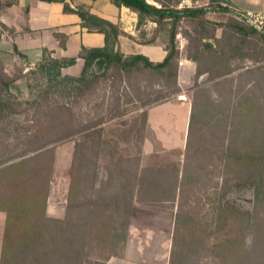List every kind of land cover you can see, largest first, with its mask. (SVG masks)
<instances>
[{
	"label": "trees",
	"instance_id": "obj_1",
	"mask_svg": "<svg viewBox=\"0 0 264 264\" xmlns=\"http://www.w3.org/2000/svg\"><path fill=\"white\" fill-rule=\"evenodd\" d=\"M46 1L64 3V11L79 15L82 27L105 35V46L81 48L78 57L84 60V66L80 77L62 74V69L75 65L77 58H55L45 51L40 69L53 84L50 91L41 94L37 106L60 87L70 93L77 91L76 85L85 81L94 64L116 68L127 76L133 73L158 78L163 86L168 83L178 93L179 63L186 58L197 65V70L185 161L182 170L177 165L173 168L180 181L175 179L161 190L157 189V180H152L157 177L153 170L147 171L148 181L140 177V157L128 158L113 149L110 155L114 162L101 178L97 160L103 151L102 142L76 143L65 220L47 216L54 150L47 144L68 140L75 134L47 139L46 145L22 153L20 160L10 163L13 157L0 161V212L5 214L0 264H106L112 257L124 256L134 199L140 197L147 182L152 190L169 192L168 201H172L177 188L181 195L186 194V188L198 186L202 179L208 188L211 214L207 219L202 209L195 216L178 210L169 264H183L189 257L198 263L204 256L215 264H253V260L254 264H264V36L234 17L227 0H207L213 9L181 8L175 0H152L154 4L148 0H111L137 15L139 30L150 22L156 25L150 38L139 40L141 44H153L157 39L165 43V58L153 62L145 55H125L117 49L119 37L127 35L119 24L92 14L85 5L72 8L66 0ZM211 10L228 13L224 15L228 20L221 24L210 19ZM221 25L224 32L217 38L216 29ZM145 35L141 32L140 37ZM179 35L186 40L183 49ZM211 38L224 47L214 49L208 43ZM255 38H260L259 46ZM247 60L251 65H244ZM206 74L207 79L199 83ZM209 86L226 90V99L222 103L211 99ZM161 101L149 98L146 106ZM65 110L73 115L70 108ZM210 137L215 143L208 142ZM210 168L220 172L221 180L211 177ZM233 188L252 190L253 210L224 201ZM211 194L216 197L211 199ZM154 198L150 202L159 200ZM198 201L205 207L201 197Z\"/></svg>",
	"mask_w": 264,
	"mask_h": 264
},
{
	"label": "rangeland",
	"instance_id": "obj_2",
	"mask_svg": "<svg viewBox=\"0 0 264 264\" xmlns=\"http://www.w3.org/2000/svg\"><path fill=\"white\" fill-rule=\"evenodd\" d=\"M150 2L154 3L152 0ZM206 2L207 0H175L181 8L213 9ZM214 15L216 16L215 13ZM226 19L228 20V16ZM222 22H225V16ZM184 24L187 28V23ZM141 32L148 35L145 26L141 28L138 37L142 40L147 39V37H140ZM22 58L21 56L19 60L20 66L16 68L7 69L0 66V72L4 73L3 76L0 74V161L13 157L15 159L9 161L10 163L20 160L23 158V156L19 157L22 153L43 145L48 140H59L67 135L75 134L68 140L47 144L54 147L47 202L49 218L65 220L71 179L74 174L76 143L90 145L98 140L102 142L103 151L97 160L101 178L105 177L106 168L114 162L110 151L119 149L121 155L128 158L140 157L141 178L148 181L147 171L153 170L157 177L152 180H157V189L164 190L175 179L180 181L181 176L176 178L173 168L177 165L182 170L185 161L195 80L189 81L184 73L180 83L178 78L179 91L176 93L173 86L168 83L163 86V82H158V78L150 79L145 74L133 73L127 76L124 72H118L116 68L107 69L94 64L88 71L85 81L76 85L77 91L70 93L68 89L61 90L60 87L59 92L49 93L47 101L38 107L39 97L45 90L50 91V85L53 83L48 81L45 72L40 69L44 56L27 72H24L25 61ZM244 65L251 64L244 62ZM81 72L75 77H80ZM206 77L199 79L198 82L205 81ZM208 88V96L210 95L214 101L222 103L226 99V90L221 91L219 88L210 86ZM149 98L162 101L146 106ZM66 108H70L73 115L66 112ZM208 140L209 143H215L211 137ZM30 155L32 154L28 156ZM210 170L213 171L211 177H215L217 181L220 178V172L217 169L210 168ZM204 180H200L198 186L191 185L186 188V194L183 195L177 188L175 200L172 201H168L170 200L169 192L162 194L156 189L152 190L147 182L142 188L140 197L134 199L129 231L136 204L153 206L154 213L171 210L175 213V217L180 208L192 212L194 216L202 209L201 214L208 219L211 214V205L206 198L208 188L204 185ZM213 180L206 181V184ZM210 193L213 194L214 189L210 190ZM212 194L211 199L216 197ZM153 197L159 200L150 202ZM199 197L205 207L198 205ZM223 199L236 202L243 210H253L254 196L251 189L233 188L232 192ZM151 216V214L144 215L138 221L148 225ZM3 222L5 223V215L0 213V227H3ZM197 261L189 257L183 264H215L210 257L206 256L200 262L197 263Z\"/></svg>",
	"mask_w": 264,
	"mask_h": 264
},
{
	"label": "crops",
	"instance_id": "obj_3",
	"mask_svg": "<svg viewBox=\"0 0 264 264\" xmlns=\"http://www.w3.org/2000/svg\"><path fill=\"white\" fill-rule=\"evenodd\" d=\"M66 1L70 3L72 8L77 5H85L92 14L115 24H120L121 29L127 34L121 35L117 44V49L123 54H142L153 62H161L165 58L166 46L160 39H157L153 44H141L139 42L140 30L137 28V15L128 8L124 6L119 8L111 0ZM148 1L150 2V0ZM227 1L233 12L236 10L264 13V0ZM208 15L210 19L223 24V17L226 13L221 15L217 12H210ZM233 16L238 18L235 14ZM226 18L227 16H225V21ZM81 23L82 20L79 15L65 12L64 3L60 1L0 0V66L7 69L20 66L19 60L22 56L26 62H24V72H27L37 61H41L45 51H48L55 58H77L75 65L63 68L62 72L68 75H79L84 66V60L78 57L81 48L83 46L87 48L105 46L103 33L89 32L82 27ZM155 27L156 25L151 22L145 25L146 32H148L145 38L151 37ZM223 32L224 26H218L216 37L220 38ZM178 38L180 47L183 49L186 40L180 35ZM253 40L258 46L261 44L260 38ZM61 42H64V47L61 46ZM208 43L214 49L217 46L224 47L223 43L218 45L214 38L209 39ZM247 62L251 64L250 60ZM196 70L197 65L194 62L182 58L179 63V83L184 73L186 79L194 81ZM206 76L207 74L201 76L200 79ZM153 208V206L136 204L125 254L122 257L110 258L106 264H169L175 213L171 210L154 213ZM149 214L152 216L148 225L138 221L139 218ZM3 227H0V253Z\"/></svg>",
	"mask_w": 264,
	"mask_h": 264
},
{
	"label": "built area",
	"instance_id": "obj_4",
	"mask_svg": "<svg viewBox=\"0 0 264 264\" xmlns=\"http://www.w3.org/2000/svg\"><path fill=\"white\" fill-rule=\"evenodd\" d=\"M234 14L264 36V13L240 12L235 10Z\"/></svg>",
	"mask_w": 264,
	"mask_h": 264
}]
</instances>
